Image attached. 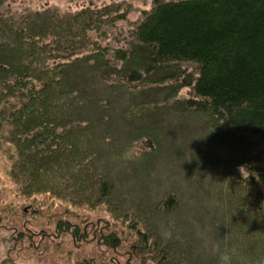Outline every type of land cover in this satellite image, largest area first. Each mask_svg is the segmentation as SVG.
<instances>
[{
  "label": "trees",
  "instance_id": "trees-1",
  "mask_svg": "<svg viewBox=\"0 0 264 264\" xmlns=\"http://www.w3.org/2000/svg\"><path fill=\"white\" fill-rule=\"evenodd\" d=\"M10 1L0 0V165L15 203L0 202V231L28 216L66 217L53 212L66 205L103 214L105 251L57 248L67 262L110 264L108 251L123 264H197L186 238L197 232L178 192L147 195L160 150L174 151L157 118L181 108L233 153L208 159L198 150L189 162L211 204L219 250L210 264H264V0H152L138 11L110 0L18 13ZM121 23L124 43L104 47ZM10 230L0 235L12 244L0 264H15L10 250L31 241L24 225Z\"/></svg>",
  "mask_w": 264,
  "mask_h": 264
},
{
  "label": "rangeland",
  "instance_id": "rangeland-1",
  "mask_svg": "<svg viewBox=\"0 0 264 264\" xmlns=\"http://www.w3.org/2000/svg\"><path fill=\"white\" fill-rule=\"evenodd\" d=\"M114 1H116V3H128L134 6L137 11L149 9L152 3V0ZM109 3H111L110 0H11L6 4V9L14 13L21 12L24 9L40 11L49 7H56L61 11H76L88 6L100 8ZM137 18L138 13L129 16L131 22L135 21ZM117 27V30L111 33L107 39L100 40L104 47L114 49L120 47L124 43L128 26L121 23L118 24ZM93 38L97 39L99 37L93 35ZM162 87L168 90L169 86L156 87L157 90L153 92L154 96H156L157 93L158 96L161 95L160 99L162 95H164ZM188 94L189 91L185 89L180 92L182 98L186 97ZM180 109L181 108L178 109V112L172 109L168 112L161 111L157 118L158 120H165V124L168 125L166 130H164L167 135L165 142H167V144L172 143L174 151L171 153L169 150H160L162 154L160 156V168H162V171L156 174L157 178L151 183L147 195L151 200L154 198L157 200L160 199L166 191L171 189L178 192L180 196L178 208L183 215L188 214V216L192 218L188 224L194 225L197 232L195 235L186 237L188 240V249L193 254L194 262L197 264H210L217 256V251L219 250V244L215 238L214 227L211 222L209 223L211 219V204L210 200L207 198L206 189L204 190L196 185V175L194 176L192 174V169H194L195 166L192 167L193 162H191V164L189 162L190 159H192L193 153H199L198 150L202 151V156H206L208 159H219L225 156L229 157L233 156V153L229 144L226 145L219 140H214L211 136L206 134L203 124L198 118L185 115L180 112ZM232 142L235 141L233 140ZM146 144L147 142L144 143V146ZM240 173H242V169ZM192 176L193 179L190 180ZM9 184L10 182L4 175L0 165V202L5 205L10 201H13V204L15 203L14 194L12 192L14 188ZM156 202L157 201H154L153 204ZM61 211H71L72 213L65 215L66 217H49L51 213H43L42 216L33 218L28 216L26 219L21 218L20 225L17 223L11 225L10 221L4 225V232L0 231V235L3 233V236L7 237L12 234L10 228L20 229L21 226L24 225V233L31 237L30 242L24 237V241L21 245H15L12 252L10 250V257L16 260L15 264H72L66 261L68 258L59 253L56 250L57 248L67 252L69 251L68 253H72L73 256L76 254H84V256H87V253L91 252L90 255L96 256L95 258L101 256V253L105 252L101 245L97 244L98 235L103 230L101 221V215L103 214H92L82 210H74L71 206H60V204H56L53 212L60 213ZM26 222H28V224ZM61 224L74 225L72 226L73 232L77 230V232H79V237L80 235L86 236L87 243H76L74 240L79 237L75 234L72 235V230L69 231L68 228L70 225L62 229L63 226ZM59 229L62 233L58 235ZM33 241H36V250L32 249V245L30 244ZM59 243L60 245L56 246ZM11 248L12 244L9 247L2 244V238L0 236V260L6 256L8 249ZM106 254L108 262H111L110 264H113V260L116 258H120V262L123 264L124 261L121 259L122 255L116 256L108 251Z\"/></svg>",
  "mask_w": 264,
  "mask_h": 264
},
{
  "label": "clouds",
  "instance_id": "clouds-1",
  "mask_svg": "<svg viewBox=\"0 0 264 264\" xmlns=\"http://www.w3.org/2000/svg\"><path fill=\"white\" fill-rule=\"evenodd\" d=\"M221 259H222L223 261H227L228 257H227V256H222Z\"/></svg>",
  "mask_w": 264,
  "mask_h": 264
}]
</instances>
